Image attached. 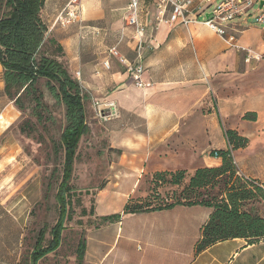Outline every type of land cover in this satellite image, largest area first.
<instances>
[{
  "label": "crops",
  "instance_id": "0c3cea01",
  "mask_svg": "<svg viewBox=\"0 0 264 264\" xmlns=\"http://www.w3.org/2000/svg\"><path fill=\"white\" fill-rule=\"evenodd\" d=\"M68 1H45L41 20L46 27ZM154 4V0H140L138 8L139 23L147 25L142 78L151 84L148 88H137L133 77L109 53L115 49L128 62L135 61V27L124 19L128 0H81L80 18L86 30L73 24L69 26L73 35L63 28L53 32L48 27L47 33L53 32L52 39L62 50L58 60L80 82L85 121L91 100H112L119 107V118L100 123L110 159L106 180L94 196L96 219L120 213L139 193L145 176L176 170L192 174L221 166L212 152L227 149L226 130L247 139L244 148L232 153L237 171L244 179L264 183V27L236 21L237 45L252 55L245 62L246 54L230 49L202 23V16L195 15L187 26H168L155 21ZM112 39L109 48L97 47ZM103 62L109 63L108 69ZM2 73L0 65V136L15 124L20 112L5 94ZM90 120L86 121L89 127L95 122ZM3 145L0 170L17 157L15 144ZM244 209L264 218L263 201ZM212 211L198 204H176L170 209L122 216L102 225L115 226L109 245L91 238L94 245L90 246L89 230L82 262L264 264V239L250 243L229 238L196 251L201 227Z\"/></svg>",
  "mask_w": 264,
  "mask_h": 264
},
{
  "label": "trees",
  "instance_id": "16d2710c",
  "mask_svg": "<svg viewBox=\"0 0 264 264\" xmlns=\"http://www.w3.org/2000/svg\"><path fill=\"white\" fill-rule=\"evenodd\" d=\"M46 0H0V65L2 67L4 91L14 107L20 112L31 110L38 121L47 120L43 115L47 106L43 103V92L39 84L48 91L55 103L64 108L65 125L60 134L57 148L64 154L62 177L57 189L55 200L59 205L58 220L50 230L51 240L43 245L44 230L40 231L33 251L30 264L57 250L64 230L65 219H70L71 185L69 181L73 172V162L80 139L88 133L85 121V101L82 89L77 80L68 72L58 59L61 47L50 40L55 47L56 55L41 52L44 46L48 27L41 20V10ZM245 115V118H249ZM49 118V117H48ZM227 149L217 152L221 160L219 167L197 169L188 178V183L172 203L159 207H150L145 201L146 196H157L151 192L144 198H130L120 213L100 217L102 224L119 221L122 216L144 213L145 211H161L170 209L176 204L192 206L202 205L212 208L207 223L201 228V237L196 243V251L201 252L209 246L229 238H244L250 243L264 239V218L245 206L260 200L264 203V183L246 181L235 176L237 168L232 153L244 148L247 139L235 132L226 130ZM212 152V153H213ZM184 170L160 172L151 175V182H166L179 186L185 175ZM223 185L218 195H209L207 191L215 184ZM200 191H203L201 193ZM195 200L189 201L190 198ZM198 197L200 200H197ZM184 199V202L181 200ZM135 199V200H134ZM84 209L82 213H84ZM85 241H81L77 250V261L82 262Z\"/></svg>",
  "mask_w": 264,
  "mask_h": 264
},
{
  "label": "rangeland",
  "instance_id": "374dc122",
  "mask_svg": "<svg viewBox=\"0 0 264 264\" xmlns=\"http://www.w3.org/2000/svg\"><path fill=\"white\" fill-rule=\"evenodd\" d=\"M251 13L255 15L256 8ZM251 20V17L246 20L247 26L264 27ZM52 23L53 20L48 27L51 28ZM83 24L85 22L79 26L84 31L86 29ZM57 28L59 27H54L53 32ZM70 28L62 30L73 35L74 31L69 30ZM53 32L46 34L45 44L41 49L47 55H56L55 47L49 42L53 40ZM111 43L113 44V39L109 44L97 47L101 49L104 46L106 49ZM64 66L66 67L65 64ZM39 87L44 95L43 103L47 106L43 115L47 120L38 121L31 110L19 112L15 124L0 136V149L5 142L15 144L17 148L15 160L0 170V264H30L33 246L40 231L44 230L43 245H47L51 240L50 230L59 218V205L54 197L62 177L64 154L56 145L59 144V136L65 125L64 108L55 103L43 88V82ZM90 118L92 109L87 112L86 121L90 122ZM88 129V133L80 139L72 165L73 172L69 181L72 188L71 217L66 218L63 223L59 248L38 260L36 264H83L77 261V250L79 243L86 240L89 230L92 232L87 237L88 243L91 238H99L106 245L113 241L110 232L115 226H102L104 224L100 219L95 218L94 199L97 189L106 180L110 151H107V142L99 121H92V126H88ZM3 149L5 151L6 148ZM189 176V173L186 174L183 182L176 187L166 182L154 184L150 180L151 176H145L144 183L134 198L145 197L153 191L158 193L157 196L153 193L151 197L146 196L144 201L150 207L172 203L187 185ZM223 189L222 183L215 184L207 193L218 195ZM192 200H195L193 196L189 201ZM181 201L184 202V199ZM116 207L115 204L113 208ZM91 245L94 244L90 242Z\"/></svg>",
  "mask_w": 264,
  "mask_h": 264
},
{
  "label": "built area",
  "instance_id": "2783aa9c",
  "mask_svg": "<svg viewBox=\"0 0 264 264\" xmlns=\"http://www.w3.org/2000/svg\"><path fill=\"white\" fill-rule=\"evenodd\" d=\"M139 1L128 0L127 14L124 18L125 22L135 27L133 36L135 61L128 62L115 49H111L109 53L116 57L125 67V72L133 77L134 85L142 89L150 87L151 84L142 78L144 73L142 52L145 49L144 37L146 36L147 25L139 23ZM80 2L81 0H69L55 16L49 30L54 27L67 28L73 24L81 25ZM154 2L156 8L155 21L158 23L162 22L168 26L180 23L187 26L193 22L195 15L202 16V23L218 38H222L230 49L246 54L245 62H248L252 55L250 51L237 45L236 34L239 33V28L236 21L247 20L251 17L254 23L264 26V0H218L216 2L213 0H154ZM254 8H256L255 15L251 13ZM255 59L259 60L260 58L255 57ZM103 67L108 69L109 63L103 62ZM78 84L80 85V82ZM90 105L92 119L101 124L109 123L120 116L119 107L112 100L95 99L91 100ZM212 156L216 159L219 158L217 152H213ZM235 176L244 179L238 171L235 172Z\"/></svg>",
  "mask_w": 264,
  "mask_h": 264
}]
</instances>
